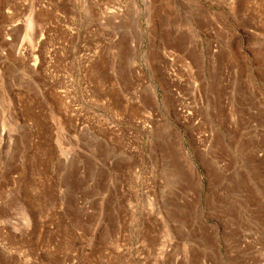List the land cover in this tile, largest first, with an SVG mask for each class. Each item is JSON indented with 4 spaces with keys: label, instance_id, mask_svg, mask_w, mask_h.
<instances>
[{
    "label": "rangeland",
    "instance_id": "1",
    "mask_svg": "<svg viewBox=\"0 0 264 264\" xmlns=\"http://www.w3.org/2000/svg\"><path fill=\"white\" fill-rule=\"evenodd\" d=\"M263 211L264 0H0V264H264Z\"/></svg>",
    "mask_w": 264,
    "mask_h": 264
},
{
    "label": "bare ground",
    "instance_id": "2",
    "mask_svg": "<svg viewBox=\"0 0 264 264\" xmlns=\"http://www.w3.org/2000/svg\"><path fill=\"white\" fill-rule=\"evenodd\" d=\"M179 36H180V35H179ZM178 39H179V38H178ZM252 142H253V141H252ZM262 208H263V207H262ZM263 213H264V211H263ZM260 215H261V214H260ZM233 233H234V232H233ZM233 233H232V234H233Z\"/></svg>",
    "mask_w": 264,
    "mask_h": 264
},
{
    "label": "crops",
    "instance_id": "3",
    "mask_svg": "<svg viewBox=\"0 0 264 264\" xmlns=\"http://www.w3.org/2000/svg\"><path fill=\"white\" fill-rule=\"evenodd\" d=\"M178 40L180 41V40H183V39H181V38L179 37V39H178Z\"/></svg>",
    "mask_w": 264,
    "mask_h": 264
}]
</instances>
